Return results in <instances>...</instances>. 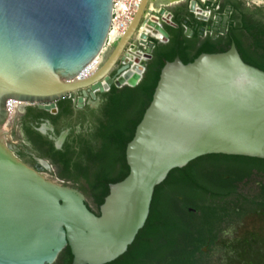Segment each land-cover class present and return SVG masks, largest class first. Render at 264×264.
<instances>
[{
    "label": "water",
    "instance_id": "water-1",
    "mask_svg": "<svg viewBox=\"0 0 264 264\" xmlns=\"http://www.w3.org/2000/svg\"><path fill=\"white\" fill-rule=\"evenodd\" d=\"M150 1H141L98 70L74 80L103 49L113 0H0V264H53L66 246L71 264L112 262L143 228L171 170L207 154L264 160V70L234 43L164 64L126 146L129 173L109 185L99 215L81 190L47 178L8 146L10 99L55 112L63 98L83 107L113 86L139 84L157 43L168 41L164 25L177 27L169 7L149 10ZM189 11L207 18L197 0Z\"/></svg>",
    "mask_w": 264,
    "mask_h": 264
},
{
    "label": "flooded vegetation",
    "instance_id": "flooded-vegetation-1",
    "mask_svg": "<svg viewBox=\"0 0 264 264\" xmlns=\"http://www.w3.org/2000/svg\"><path fill=\"white\" fill-rule=\"evenodd\" d=\"M190 1L185 0L169 9L173 14V21L174 17H178L186 26L182 32L178 24L177 27L164 25L169 38L167 42L157 43L159 47L161 46V51L165 50L162 46H166L168 43L178 44L181 42L185 51L192 56L201 48L215 52L226 51L234 43L237 49L239 45L245 57L264 63V51L253 47L247 41L252 25L264 24V2L258 4L252 0H197L198 5L204 9L207 16L203 20L196 18L189 11ZM211 9L216 10L214 18H210L209 11ZM188 29L192 31V34L187 35ZM241 52L239 51L240 54ZM104 93H98L95 99L89 96L83 107H78L77 101L68 98L71 102L64 105L63 112L68 114L67 120L73 125L71 128L67 127L60 131L59 134H57L59 101L55 112L39 109L36 104L22 106L17 114L16 122L17 130L22 138L19 144H8V146L23 162L45 175L50 167V161L42 152L49 151L50 143L57 150V141L63 135H65L64 140L59 148L68 138L72 142H76L87 137L95 119L93 114L96 111L94 110H98L106 99ZM26 124L32 127L35 132L28 129ZM52 158L57 160V157ZM250 158L207 154L197 157L184 167L173 171L174 182L169 186V191L171 196L175 195L174 202L178 209L187 218L194 217L198 222L202 215L199 206L212 204L220 209L219 214L222 222H227V218L230 216L227 199L232 196L240 197L241 189L253 183L257 184L260 191L259 197L262 198L258 204L264 208V165ZM259 176H262V179H257ZM198 186L216 193L218 198L215 201H219V203H213L209 198H205L202 194L205 191ZM222 197H226L225 201H222ZM88 207L96 215L100 214L99 208L89 204ZM239 209L237 207V210ZM224 225L227 224H182L185 234L183 247L185 255L197 261L219 260L221 254L217 250L216 243L225 238L224 232L226 231L222 228ZM261 257L264 258V256ZM57 262L58 258L53 264H57Z\"/></svg>",
    "mask_w": 264,
    "mask_h": 264
},
{
    "label": "trees",
    "instance_id": "trees-1",
    "mask_svg": "<svg viewBox=\"0 0 264 264\" xmlns=\"http://www.w3.org/2000/svg\"><path fill=\"white\" fill-rule=\"evenodd\" d=\"M174 22L180 25V30L183 32L186 25L183 24L182 20L174 17ZM160 47L157 45L154 49L153 57L148 61L143 77L137 86L122 88L113 86L104 93L106 99L98 110H94L96 111L93 114L95 119L87 137L76 142H72L68 138L63 146L57 150L50 143L51 147L47 155L57 157L59 165L64 168L68 177L77 184L81 181L87 182L89 190L93 193L96 208L100 207L108 195L109 185L121 181L129 173L125 155L126 146L132 139L135 128L152 99L164 64L177 56L184 63H187L203 52H215L201 48L190 56L181 42L178 44L168 43L166 46H162L165 48L162 51ZM238 50L241 52L239 45ZM240 55L244 61L264 70V63L251 60L245 57L242 52ZM70 102L68 98L59 100L57 134L73 125L67 120L68 114L63 112L64 105L70 104ZM26 127L35 132L27 124ZM250 159L264 165L263 159ZM116 169L118 171L114 173ZM177 169L171 170L166 179L156 186L148 218L127 251L106 264L199 263L185 255L183 249L185 234L182 224H220L222 222L219 214L220 209L212 204H205L199 206L202 215L198 222L194 217L187 218L176 206L175 195L174 197L171 196L169 191V186L174 182L172 173ZM73 187L83 192L80 185ZM198 187L205 191L202 193L203 196L212 202L218 198L216 193L210 192L207 188ZM222 198V201H225L226 197ZM201 242L204 241L201 240ZM72 258L70 248L66 246L59 254L57 264H71Z\"/></svg>",
    "mask_w": 264,
    "mask_h": 264
},
{
    "label": "rangeland",
    "instance_id": "rangeland-1",
    "mask_svg": "<svg viewBox=\"0 0 264 264\" xmlns=\"http://www.w3.org/2000/svg\"><path fill=\"white\" fill-rule=\"evenodd\" d=\"M262 1L257 0L256 3L261 4ZM172 8L169 7V9ZM149 10L151 9L149 8ZM247 41L253 47L264 51L263 23L259 26L252 25L249 29ZM17 118L16 116L5 126L6 140L10 145L19 144L22 138L17 130ZM42 153L50 161V167L45 172V175L49 179L70 186L80 185L83 188L86 202L90 206L95 207L93 193L89 190L87 182L81 181L77 184L73 179L68 177V174L56 159L48 156L45 151ZM117 171L116 169L114 173ZM257 179H262V176H259ZM241 190L240 197L232 196L227 199V205L231 211H229L230 216L227 218V222L220 223L227 224L222 226L224 231H226L224 232L225 238L218 240L216 243L221 258L219 260H201L198 261V264H264V258L261 257L264 256V208L258 204V201L262 200L259 197L260 191L255 183ZM214 202L219 203V201ZM237 207L240 209L237 210ZM260 209L261 211H259ZM236 211L238 212L233 213Z\"/></svg>",
    "mask_w": 264,
    "mask_h": 264
},
{
    "label": "built area",
    "instance_id": "built-area-1",
    "mask_svg": "<svg viewBox=\"0 0 264 264\" xmlns=\"http://www.w3.org/2000/svg\"><path fill=\"white\" fill-rule=\"evenodd\" d=\"M142 0H113L110 29L101 52L75 77V80L86 79L94 74L104 62L105 54L114 48L115 44L125 34L129 24L140 6ZM8 100L7 103L11 102ZM34 105L27 103L23 106Z\"/></svg>",
    "mask_w": 264,
    "mask_h": 264
},
{
    "label": "bare ground",
    "instance_id": "bare-ground-1",
    "mask_svg": "<svg viewBox=\"0 0 264 264\" xmlns=\"http://www.w3.org/2000/svg\"><path fill=\"white\" fill-rule=\"evenodd\" d=\"M184 1L185 0H153L150 1L149 8L152 10H157L160 6L173 7ZM252 1L256 2L257 0H252ZM262 2H264V0ZM27 103L28 102L19 101L16 99H12L11 102L7 103L8 117L5 121V126H7L11 122V120H13L17 116V114L20 111V108Z\"/></svg>",
    "mask_w": 264,
    "mask_h": 264
},
{
    "label": "crops",
    "instance_id": "crops-1",
    "mask_svg": "<svg viewBox=\"0 0 264 264\" xmlns=\"http://www.w3.org/2000/svg\"><path fill=\"white\" fill-rule=\"evenodd\" d=\"M173 11V10H172Z\"/></svg>",
    "mask_w": 264,
    "mask_h": 264
}]
</instances>
